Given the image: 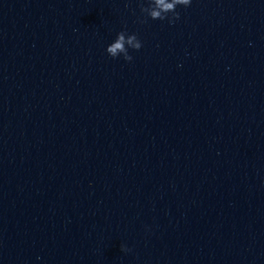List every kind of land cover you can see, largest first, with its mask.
<instances>
[{
	"label": "water",
	"instance_id": "water-1",
	"mask_svg": "<svg viewBox=\"0 0 264 264\" xmlns=\"http://www.w3.org/2000/svg\"><path fill=\"white\" fill-rule=\"evenodd\" d=\"M141 4L0 0V264H264V0Z\"/></svg>",
	"mask_w": 264,
	"mask_h": 264
},
{
	"label": "clouds",
	"instance_id": "clouds-1",
	"mask_svg": "<svg viewBox=\"0 0 264 264\" xmlns=\"http://www.w3.org/2000/svg\"><path fill=\"white\" fill-rule=\"evenodd\" d=\"M147 6L141 4L140 12L142 15L153 21H165L169 24L175 23L180 19V14L176 11L178 6L188 7L192 0H146ZM141 23L146 20H141ZM142 47L141 41L135 34L129 35L126 31H121L113 43H111L106 52L112 59L123 57L127 62H131L133 57L129 54V49L139 51ZM121 251H130L126 247H121Z\"/></svg>",
	"mask_w": 264,
	"mask_h": 264
}]
</instances>
